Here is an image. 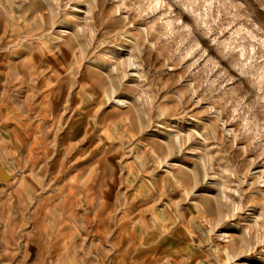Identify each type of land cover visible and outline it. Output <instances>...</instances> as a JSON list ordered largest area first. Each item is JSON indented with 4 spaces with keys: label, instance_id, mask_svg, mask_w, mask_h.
Instances as JSON below:
<instances>
[{
    "label": "rangeland",
    "instance_id": "1",
    "mask_svg": "<svg viewBox=\"0 0 264 264\" xmlns=\"http://www.w3.org/2000/svg\"><path fill=\"white\" fill-rule=\"evenodd\" d=\"M5 170L0 264H264V0H0Z\"/></svg>",
    "mask_w": 264,
    "mask_h": 264
},
{
    "label": "bare ground",
    "instance_id": "2",
    "mask_svg": "<svg viewBox=\"0 0 264 264\" xmlns=\"http://www.w3.org/2000/svg\"><path fill=\"white\" fill-rule=\"evenodd\" d=\"M7 172V173H6ZM1 173V172H0ZM1 175L2 176H6V178L8 177V176H10V173H9V171L8 170H5V173H1Z\"/></svg>",
    "mask_w": 264,
    "mask_h": 264
},
{
    "label": "water",
    "instance_id": "3",
    "mask_svg": "<svg viewBox=\"0 0 264 264\" xmlns=\"http://www.w3.org/2000/svg\"><path fill=\"white\" fill-rule=\"evenodd\" d=\"M0 180H5V177H3L1 174H0Z\"/></svg>",
    "mask_w": 264,
    "mask_h": 264
}]
</instances>
